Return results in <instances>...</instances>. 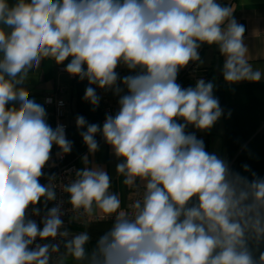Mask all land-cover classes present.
Returning <instances> with one entry per match:
<instances>
[{"label":"clouds","instance_id":"1","mask_svg":"<svg viewBox=\"0 0 264 264\" xmlns=\"http://www.w3.org/2000/svg\"><path fill=\"white\" fill-rule=\"evenodd\" d=\"M236 10L222 0H0V264H264V177L248 164L247 175L233 170L196 134L231 117L217 77L177 82L204 65V46L223 58L225 84L264 81L254 63L264 60V30L247 44ZM45 62L87 81L93 112L97 89L118 97L102 125L75 117L87 152L62 175L44 169L56 166L54 146L63 159L73 142L64 124L51 126L52 98L38 102L27 86ZM97 137L117 161L115 178L90 159ZM90 220L110 222L94 244Z\"/></svg>","mask_w":264,"mask_h":264},{"label":"crops","instance_id":"2","mask_svg":"<svg viewBox=\"0 0 264 264\" xmlns=\"http://www.w3.org/2000/svg\"><path fill=\"white\" fill-rule=\"evenodd\" d=\"M224 3H228L227 0H222ZM237 6V10L234 13L236 19L239 23L245 25V42L250 46L256 45L258 43L252 36L254 28H259L264 30V0H234L232 2ZM261 39H264V32L259 34ZM201 57L204 59V65L199 68L203 73H207L212 79L214 76L217 77V86L222 88H240L246 85L252 84H264V81L259 83H249L241 82L236 85H227L223 82L222 76H220L218 65H221L223 58L219 57L217 50L214 47L206 46L202 52ZM67 63V61L65 62ZM256 66H264V60L254 61ZM57 65H49L48 62L42 66V74L40 78L31 79L27 86L32 89L33 95L37 98L38 102H43V98L51 95L56 88H60L62 91L61 97L67 103L66 116L64 122L68 125L71 132L74 129H77L75 126V106H76V95L78 90V83L73 82L67 76L63 74H58L55 70ZM47 112L49 114V119L51 126V109L45 105ZM101 148L100 151L95 154L94 157L90 159L94 160L101 166L106 167L108 172L115 178V164L117 161L114 156L111 154V149L109 146L103 143L102 139L99 137ZM56 150V147H53V152ZM87 152V149L77 154L74 159V162L77 168L82 167L80 163V157ZM114 190L121 193L122 199L125 204L128 203L130 197V191L125 188L119 181L114 182ZM110 226V222H87V230L91 233L93 239L92 243H95V239L103 233ZM72 230L81 231L85 230L84 226H72Z\"/></svg>","mask_w":264,"mask_h":264},{"label":"rangeland","instance_id":"3","mask_svg":"<svg viewBox=\"0 0 264 264\" xmlns=\"http://www.w3.org/2000/svg\"><path fill=\"white\" fill-rule=\"evenodd\" d=\"M201 76L210 80L205 72L201 73ZM181 78L184 87L192 86L190 78L185 79L182 76ZM214 94L219 98L225 114L231 110V117H222L210 131L206 133L197 131V136L204 140L207 151L214 152L228 160L233 170L236 156L250 144V167L258 175L264 177V86L236 88L234 91L217 86ZM189 131H194V129H189ZM226 132L232 138L238 135V138L243 141L233 157H230L226 150Z\"/></svg>","mask_w":264,"mask_h":264},{"label":"built area","instance_id":"4","mask_svg":"<svg viewBox=\"0 0 264 264\" xmlns=\"http://www.w3.org/2000/svg\"><path fill=\"white\" fill-rule=\"evenodd\" d=\"M234 0H227L228 3H232ZM206 46L202 47L200 50V54L203 52V50L205 49ZM64 65H57L55 70L58 74H63L65 76H67L70 80H75V77H71L69 76L66 72L63 71ZM117 71L120 73L121 76L127 75L129 74L128 70L126 68L120 67L117 69ZM182 73V77H184L185 79L190 78L191 80V84L192 86H194L195 84V79L202 77L201 73H203L202 71H200L199 69H195L194 65H190L187 69H184L181 71ZM183 78V79H184ZM98 95L101 96V102L100 105L98 107V110L101 114V119L99 124H103L104 118H105V114H114L117 110H118V97H114L110 92L109 93H104L102 90L97 89ZM62 91L60 90V88H56V90L49 96L47 97H51L52 98V103L46 105L47 107H49L51 109V120H52V125L53 127L56 126V124L62 123L66 126V134H67V130H68V125L64 122L65 116H66V109H67V103L62 99L61 97ZM63 100V107H58L57 106V101ZM56 151H58V149L56 148V150L52 153V159L55 161L56 166L55 167H46L44 169L46 174H50V173H57L58 175H62L65 169H70V168H77L76 164L74 161H66V157H64L63 159H58L55 156ZM45 181L42 179L41 183H44ZM131 194L129 197L128 202H130L131 199ZM51 206V205H49ZM67 207V205H65ZM37 220L39 218H36ZM65 222L67 223V217H64ZM89 223H95V222H106V221H99V220H90L88 221ZM70 228L72 226H80L79 224L75 225H68Z\"/></svg>","mask_w":264,"mask_h":264},{"label":"trees","instance_id":"5","mask_svg":"<svg viewBox=\"0 0 264 264\" xmlns=\"http://www.w3.org/2000/svg\"><path fill=\"white\" fill-rule=\"evenodd\" d=\"M208 77L210 78L209 75H208ZM210 80H211V78H210ZM73 82L78 83V90H77V95H76V106H75L76 116L77 115H83L90 123H99L100 119H101V114H100L99 110L97 109L95 112H93L91 110V106L87 102L83 101V99H82V97L84 95L85 88L87 86V81L81 82L78 80V78H76L75 80H73ZM177 82L180 83L182 86H184V84L182 82V78H181V73H179ZM261 86H264V84H252V85H246V86H243L240 88H252V87H261ZM224 89L232 90V89H236V88H224ZM226 130L228 131L227 128H226ZM249 132H251V130ZM227 135H228V140H227ZM67 138L73 142V149H72L71 154L65 156L66 161H74L77 154L84 151L87 148L83 144L82 138L79 136L77 129H74V131L71 132L70 128L68 127ZM97 139H99V137H97ZM242 143H243V141H241V139L238 138V135H236L232 138L226 132L225 145H226L227 153L230 157H233L236 154L238 149L242 146ZM250 149H251L250 144H248V146H246L236 156V159H235L234 170L241 172L244 175H247V174L243 173L241 166L243 164H248L250 166V163H249Z\"/></svg>","mask_w":264,"mask_h":264}]
</instances>
